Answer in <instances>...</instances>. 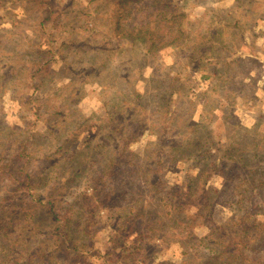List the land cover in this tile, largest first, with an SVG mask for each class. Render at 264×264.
<instances>
[{
    "label": "rangeland",
    "instance_id": "374dc122",
    "mask_svg": "<svg viewBox=\"0 0 264 264\" xmlns=\"http://www.w3.org/2000/svg\"><path fill=\"white\" fill-rule=\"evenodd\" d=\"M221 1L0 0V264H123L130 213L137 264H264V3Z\"/></svg>",
    "mask_w": 264,
    "mask_h": 264
},
{
    "label": "trees",
    "instance_id": "16d2710c",
    "mask_svg": "<svg viewBox=\"0 0 264 264\" xmlns=\"http://www.w3.org/2000/svg\"><path fill=\"white\" fill-rule=\"evenodd\" d=\"M126 28L127 27H125V29ZM219 193H220V191L219 192L217 191L216 194H219ZM113 196H115V195L111 194L109 196V198L112 200L115 199ZM116 199H119V196ZM106 200H108V197ZM168 203H169V205H171L170 202H168ZM132 211H135V209H133ZM58 216H60V214H58ZM149 216L153 217L154 215L152 213V214H149ZM205 217H207V216L203 215L200 218L204 219ZM137 219L140 220L141 218L134 217L130 213V215L127 216L126 220H125V218H121L119 221L117 220V222H116V234H117V236L114 237L113 242L115 243L117 238H121L124 241H126L127 239L128 240L133 239L132 240L133 245L130 248H127L123 242H117V245L120 248L119 256H117V257L119 258V260L123 264H137V262L139 261L140 258L143 261L141 256L143 255V253H145L146 250L151 252L150 243L147 242V239L144 236L143 231L140 230L141 228H140V226H138V220ZM122 220H125V221H122ZM55 223H57V222L55 221ZM52 230H53V233L51 234L52 237L50 239H54L55 237L56 238L51 242L52 243L51 247H49L47 250L45 249V250H41V251H39V250L33 251V253L36 252V254L34 256L38 257V260L41 261L42 263L46 262V261H50L51 259L59 261V257L61 255H62L61 257L68 258V256L70 257L71 254H73V251H71V250H77L78 249L76 244L73 242V239L69 238L70 236L68 235V232L66 233L63 226H57L55 224L52 227ZM190 233L191 232L187 231L188 240L190 239ZM132 234L136 235V236L133 237ZM159 235H160L159 233H154L152 236L157 237ZM213 235H215L214 232L211 233V236H209L207 239H205L204 242H201V244H203L205 242H210V241L213 242V244H214V241H213L214 236ZM227 236H229V235L223 231L222 234H220L216 237L215 243L223 244L225 242ZM165 243H166V241H165ZM243 243H244V241H242L238 237L232 238L229 242L228 248L226 249V253H230V255L232 253H237V252H235L236 247L239 245L243 246ZM65 244H72V245L65 246V247L61 246V245H65ZM242 246H240V247L243 248ZM183 247L185 249H188V246L187 247L183 246ZM208 248L210 249V247H208ZM225 248H226V246H225ZM213 251H214V249L209 250L210 253H212ZM220 253H219L218 257L221 256ZM186 255L189 257L188 252H186ZM204 257H206L205 254H204ZM186 261H187L186 264H188L192 260L190 261V259H188ZM145 264H147V263L145 262Z\"/></svg>",
    "mask_w": 264,
    "mask_h": 264
},
{
    "label": "crops",
    "instance_id": "0c3cea01",
    "mask_svg": "<svg viewBox=\"0 0 264 264\" xmlns=\"http://www.w3.org/2000/svg\"><path fill=\"white\" fill-rule=\"evenodd\" d=\"M223 1H224V0H223ZM223 1H221V3H222ZM262 1H263V3H264V0H262ZM231 3H232V0H230L228 4L230 5ZM261 3H262V2H261ZM227 6H228V5H227Z\"/></svg>",
    "mask_w": 264,
    "mask_h": 264
}]
</instances>
